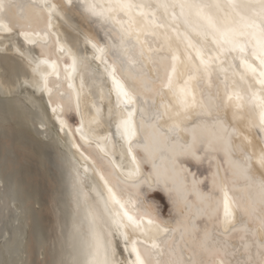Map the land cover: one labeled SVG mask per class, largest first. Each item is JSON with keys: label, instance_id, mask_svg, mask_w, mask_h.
<instances>
[{"label": "snow or ice", "instance_id": "6c2138e0", "mask_svg": "<svg viewBox=\"0 0 264 264\" xmlns=\"http://www.w3.org/2000/svg\"><path fill=\"white\" fill-rule=\"evenodd\" d=\"M63 7L0 0V39L18 34L35 43L38 22ZM80 7L105 26L108 51L93 47L111 58L109 75L125 103L133 100L117 75L143 105L118 126L131 167L123 178L100 174L107 195L97 192L73 222L58 264H264V0H81ZM188 160L215 167L209 192ZM145 186L168 195L181 217L175 224L158 219ZM16 210L9 199L6 211ZM201 218L211 226L202 234ZM117 238L128 257L118 258Z\"/></svg>", "mask_w": 264, "mask_h": 264}, {"label": "bare ground", "instance_id": "6f19581e", "mask_svg": "<svg viewBox=\"0 0 264 264\" xmlns=\"http://www.w3.org/2000/svg\"><path fill=\"white\" fill-rule=\"evenodd\" d=\"M50 2L64 7L57 9L50 23L38 22V34L31 37L35 43H26L18 34L0 39V264H58L73 222L83 220L97 192L107 195L100 174L112 170L123 178L131 167V157L120 141L112 139V131L116 128L118 136L124 137L118 126L135 102L126 106V97L109 75L111 58L107 64L97 58L101 54L93 45L108 51L105 26L80 7L81 0ZM52 49L60 57H70L72 65L61 63ZM37 64L40 71H34ZM138 101L142 106L143 97ZM76 113L78 120L73 122L70 117ZM99 150L116 169L106 167ZM206 163L193 164L202 174L207 173ZM143 197L155 206L159 220L175 224L181 218L161 189L145 186ZM11 198L17 210L9 213L6 205ZM196 223L202 234L206 224ZM234 242L239 243L238 235ZM117 243L118 258L128 257L119 238Z\"/></svg>", "mask_w": 264, "mask_h": 264}, {"label": "water", "instance_id": "95a60500", "mask_svg": "<svg viewBox=\"0 0 264 264\" xmlns=\"http://www.w3.org/2000/svg\"><path fill=\"white\" fill-rule=\"evenodd\" d=\"M45 15H46V14H45ZM47 23H48V22H47ZM49 23H50V22H49ZM97 33H98V31H97ZM51 54H52V55H55L57 58H59L60 61H61V63H63L64 65H68V66L72 65V64H71V63H72V59H71L70 57H68V56L60 57V56L58 55V53H56V50H54V49H52ZM107 58H108L107 56H104V55L101 56V55H100V59H101L102 61H104V60H108ZM108 62H109V61H108ZM108 62H107V63H108ZM110 65H111V63H108V64H107V66H110ZM116 77L120 79V81H121V85H123L124 90H125L126 92L129 93V96L132 97V100L135 102V108H137L138 106H140V105H139L140 103L137 104V102H139L138 100H140V97L132 96L131 90L128 88V85L124 82V80H123L121 77H119L118 75H117ZM67 82H68V81L65 80V81H64V85H67ZM66 87H68V85H67ZM67 89H68V88H67ZM76 103H77V102H76ZM126 106H127V103H126ZM70 118H72L71 120H72L73 122H76V121L78 120V114L76 113L75 116H71ZM132 120H133V123L135 124V120H136V113H135V112L133 113ZM254 133H255V132H254ZM112 139L120 141V144L122 145V147L124 148V150H126V151L128 152V144H127V141L125 140L124 137H120V136H118L117 131H116V128L113 129V131H112ZM94 146H96V145L94 144ZM98 153H100V155H101V159H100V160L103 161V163L106 165V167H108V169H116L115 166H114V164H113V162H112V160H111L108 156H106L105 154H103L100 150H99ZM223 159H224L223 154L220 153V154H218L217 157H216V162H217V163L222 162ZM203 162H207V163L205 164V165H206V169H207V173H202V174H200V173L197 171V169L195 168V166H194V164H193V163H195V162H193V161H191V160H188V161H186L185 163H186V166L191 170V172H193V173L195 174L196 178H199V179H203V178H204V179L202 180L201 185H200V189H201V191H203V192H209V191L211 190V188H212V183H211V181H210L211 177H209V176H210V174L212 175V172H213V171H215V167H214V166H213V167H210V166H209V163H208L207 160H205V161H203ZM208 166H209V168H208ZM224 166L227 167L226 164H225ZM141 168H142V170H144V171H150V170H151V165L148 164V163H144V164L141 165ZM199 174H200V175H199ZM121 178H122V177H121ZM190 179H191V178H190ZM141 191H142V193H144V187L141 189ZM198 221H199V222H202V223H205L206 226H208V227H211L210 225H207V224H208V221H207L206 218H201V219L198 220Z\"/></svg>", "mask_w": 264, "mask_h": 264}]
</instances>
